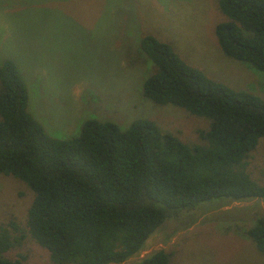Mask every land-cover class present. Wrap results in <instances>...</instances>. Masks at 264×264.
<instances>
[{"label":"trees","instance_id":"1","mask_svg":"<svg viewBox=\"0 0 264 264\" xmlns=\"http://www.w3.org/2000/svg\"><path fill=\"white\" fill-rule=\"evenodd\" d=\"M218 9L226 17L214 26L221 51L264 73V0H218ZM137 48L136 59L150 63L142 96L204 119L197 139L182 140L147 117L120 126L94 112L68 136H54L28 106L18 63L0 59V176L32 193L25 228L14 220L0 225V264H26L22 254H3L26 232L48 251V264H120L185 212L264 200V183L247 169L264 137V94L207 77L151 34ZM241 233L264 254V215ZM173 255L158 249L132 264H170Z\"/></svg>","mask_w":264,"mask_h":264},{"label":"rangeland","instance_id":"2","mask_svg":"<svg viewBox=\"0 0 264 264\" xmlns=\"http://www.w3.org/2000/svg\"><path fill=\"white\" fill-rule=\"evenodd\" d=\"M224 19L218 0H0V59L18 63L28 106L54 136H68L94 112L120 126L147 117L182 140H195L204 119L142 96L150 63L136 59L137 45L151 34L207 77L262 96L264 73L226 56L217 43L214 26ZM247 160L251 176L264 183V137ZM31 200L24 183L0 176V225L14 220L25 228ZM260 215L262 199L207 203L166 221L120 264L158 249L174 252L170 264H264V254L241 233ZM3 254H22L26 264L49 262L48 251L27 232Z\"/></svg>","mask_w":264,"mask_h":264}]
</instances>
